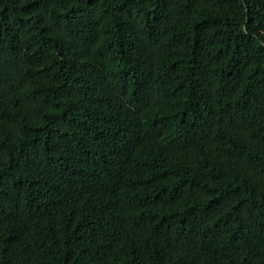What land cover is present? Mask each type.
Returning <instances> with one entry per match:
<instances>
[{
    "label": "trees",
    "instance_id": "16d2710c",
    "mask_svg": "<svg viewBox=\"0 0 264 264\" xmlns=\"http://www.w3.org/2000/svg\"><path fill=\"white\" fill-rule=\"evenodd\" d=\"M0 264H264V0H0Z\"/></svg>",
    "mask_w": 264,
    "mask_h": 264
}]
</instances>
